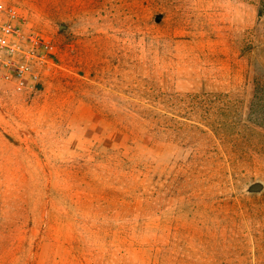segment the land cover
Instances as JSON below:
<instances>
[{
    "label": "rangeland",
    "instance_id": "1",
    "mask_svg": "<svg viewBox=\"0 0 264 264\" xmlns=\"http://www.w3.org/2000/svg\"><path fill=\"white\" fill-rule=\"evenodd\" d=\"M0 4V264H264V0Z\"/></svg>",
    "mask_w": 264,
    "mask_h": 264
},
{
    "label": "built area",
    "instance_id": "2",
    "mask_svg": "<svg viewBox=\"0 0 264 264\" xmlns=\"http://www.w3.org/2000/svg\"><path fill=\"white\" fill-rule=\"evenodd\" d=\"M2 10H3V8L0 4V11H2ZM7 11L12 17H16V10L15 9L9 8V10H7ZM4 30L8 31V32L11 31V25L4 26ZM3 41H4L3 37H0V42H3Z\"/></svg>",
    "mask_w": 264,
    "mask_h": 264
}]
</instances>
